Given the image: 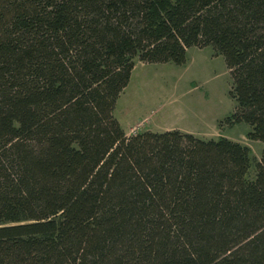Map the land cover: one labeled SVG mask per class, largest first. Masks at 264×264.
Here are the masks:
<instances>
[{
  "label": "trees",
  "instance_id": "1",
  "mask_svg": "<svg viewBox=\"0 0 264 264\" xmlns=\"http://www.w3.org/2000/svg\"><path fill=\"white\" fill-rule=\"evenodd\" d=\"M208 46L264 144V0H0V264H264V147L114 115Z\"/></svg>",
  "mask_w": 264,
  "mask_h": 264
},
{
  "label": "rangeland",
  "instance_id": "2",
  "mask_svg": "<svg viewBox=\"0 0 264 264\" xmlns=\"http://www.w3.org/2000/svg\"><path fill=\"white\" fill-rule=\"evenodd\" d=\"M231 86L222 56L210 46L191 47L184 65L136 61L114 115L128 135L180 130L201 139L225 137L248 146L260 160L264 144L248 138L249 126L223 121L236 106Z\"/></svg>",
  "mask_w": 264,
  "mask_h": 264
},
{
  "label": "crops",
  "instance_id": "3",
  "mask_svg": "<svg viewBox=\"0 0 264 264\" xmlns=\"http://www.w3.org/2000/svg\"><path fill=\"white\" fill-rule=\"evenodd\" d=\"M124 129V128H123ZM125 131V130H124ZM127 134V133H126ZM128 135V134H127Z\"/></svg>",
  "mask_w": 264,
  "mask_h": 264
}]
</instances>
